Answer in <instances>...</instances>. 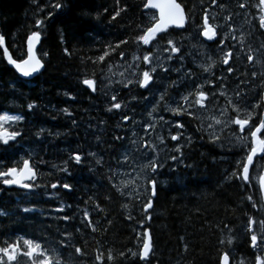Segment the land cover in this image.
Masks as SVG:
<instances>
[{
    "label": "trees",
    "instance_id": "trees-1",
    "mask_svg": "<svg viewBox=\"0 0 264 264\" xmlns=\"http://www.w3.org/2000/svg\"><path fill=\"white\" fill-rule=\"evenodd\" d=\"M56 3L62 7H53ZM145 3L0 0L4 48L14 60L22 61L28 37L38 31L41 38L36 53L43 63L35 79L22 81L8 66L0 46V115L21 117L5 126L20 135L7 145L0 141V172L19 168L25 160L36 170L28 192L5 189L0 182V213H4L0 215V247L19 242L21 251H25L23 240L32 239L54 249L53 255L58 254L62 264H101L98 255L103 264H220L225 252L230 254L231 264H256V257L264 256V241L258 239L253 248L256 250L250 248L252 234L264 236L260 225L264 209L258 188L264 156L255 161L248 182L232 175L240 174L238 164L245 161L251 149L249 129L254 130L264 118V31L259 23L263 14L259 0H177L187 18L185 27L169 29L157 37L165 38L161 44L153 41L149 46L136 42L155 17L144 9ZM241 3L245 7L241 8ZM205 15L217 31L216 39L209 42L199 35ZM37 20L43 21L39 28ZM189 34L205 45L200 49L203 60L197 55V45L194 56L189 55L192 47L184 40ZM168 39L179 42V57L167 62L169 72L158 68L152 84L140 88L137 79L155 64V60L153 65L144 64L143 55L155 54L165 62L168 53L157 49L166 46ZM217 41H222L223 48ZM226 51L233 53L228 65L222 62ZM105 52L108 55L100 61ZM248 55L255 57L251 63ZM136 56L141 60H135ZM212 61L215 67L204 72L201 65L208 66ZM229 67L233 69L230 73ZM202 73L205 78H199ZM84 79L95 80V92L85 88ZM129 80L133 82L125 87ZM112 84L118 91L116 99L131 111L132 102L142 103L155 95L156 117H131L138 125L123 123L120 109H113L109 103L114 93ZM201 84L209 94L206 108L194 105L191 115L169 111ZM162 93L164 101H160ZM229 99L252 113L243 134L229 123L237 116ZM256 104L260 107H254ZM29 105L34 107L30 110ZM159 112L168 117H159ZM246 115L242 112V118ZM153 119L162 129L164 145L155 152L154 144L149 143L153 136L146 141L140 135L141 128ZM216 119L223 124H216ZM172 135L180 138L173 141ZM260 137L264 139V132ZM144 144L149 147L144 149ZM178 145L180 152L174 151ZM76 154L81 156L79 163L74 159ZM149 154L163 162L156 173L141 170ZM64 168L67 171H62ZM151 175L157 181V194L152 209L144 212L150 200L147 177ZM53 183L60 186L53 189ZM63 184L70 185V190ZM24 208L30 211L24 212ZM65 216L69 219H62ZM250 220L256 221L252 231ZM146 230L152 252L147 261H141L139 255L131 253H139ZM76 247L83 255L76 254ZM109 254L113 260H108ZM17 260L19 264H31L23 255Z\"/></svg>",
    "mask_w": 264,
    "mask_h": 264
},
{
    "label": "snow or ice",
    "instance_id": "snow-or-ice-1",
    "mask_svg": "<svg viewBox=\"0 0 264 264\" xmlns=\"http://www.w3.org/2000/svg\"><path fill=\"white\" fill-rule=\"evenodd\" d=\"M259 4L261 6V10L264 11V0H259ZM53 7L59 9L62 7L60 3H56L52 5ZM147 9H156L159 13L158 18L154 17L155 22L147 27L143 34L136 37V42L138 44H142L144 46L152 45L153 41H156L157 44H161V41H163L165 38L160 37L159 40H157V37L161 33H166L170 27H176V28H184L186 23V16L183 7L180 3H177V0H146V3L144 5ZM240 7L243 8L245 5L243 3L240 4ZM116 15H119V12L116 13ZM115 19V17H113ZM260 27L264 28V16L260 17ZM43 24L42 20L36 21V27L39 28ZM199 35H202L206 40L213 41L217 37V31L216 28L209 24L208 17L205 15L203 20L202 29L199 33ZM41 38L40 32H33L27 40L28 43V59L23 60L22 62H17L12 58V56L8 53V49L4 48V56L7 59V62L15 67V69L23 76V77H30L34 73L39 72V70L43 67L41 60L33 54V47L35 44L39 43ZM4 36L0 35V46L4 44ZM227 39V37H225ZM232 39H236L235 36H232ZM243 40V37H241V41ZM121 43H127V41H122ZM218 44H220L221 48H223L222 41H217ZM155 46V45H154ZM119 47V45H117ZM151 50L149 49V52ZM158 52L164 51L168 53V56L166 58L165 62H161V58L155 54H144L142 57V62L146 65H153V61L155 60V64L150 67L149 70L142 71V74L140 78L137 79L136 83H138L140 88H148L150 84L153 82V74L157 72V69L159 68L163 72H169L170 69L167 66V62L171 61L173 57H179L181 53V46L178 45L174 40L168 39L166 46L161 45L157 49ZM108 53L105 52L104 55L99 57L100 61H103L105 59V56H107ZM233 53L231 51H226L224 53V59L223 64L228 65L229 60L232 58ZM121 58H123V53H121ZM248 61L251 63L255 57L252 55H248ZM135 60L139 61L141 60L140 56H136L134 58ZM211 60V57H209ZM258 63L260 61H257ZM204 72H210L213 67H215V61H212L208 66L201 65ZM136 68H139V65H136ZM228 72H232L233 69L229 67ZM123 75V73H122ZM135 75V73H134ZM186 76H190V73H186ZM253 77H255L257 74L254 72ZM261 75H264V73H261ZM223 79V77H221ZM133 81L129 80L124 86L127 87L129 84H131ZM83 84L86 85L89 89H91L93 92L96 91V82L93 79H84ZM212 87H215L214 84L211 85ZM204 85L201 84L199 88L196 89V91L189 92L188 95H183L181 97V100L177 102V106L175 108H169V111H171L175 115H180L183 113L192 114L190 109L195 105L198 106L201 109L206 108L205 101L209 99V94L203 91ZM221 95H225L224 92L220 93ZM214 95V93H212ZM194 97V99L190 101V98ZM237 97L239 98V93L237 94ZM112 100H116V96H112ZM165 100L164 93L160 96V101ZM228 103L232 105V111L237 113V116L235 118H231L229 120L230 124H234L239 126L240 132H244L245 128L251 123L253 116L251 112H248L247 109H241L238 103H233L231 99L228 100ZM187 106V107H185ZM34 107V105H29V109L31 110ZM115 109H120L122 105L120 103H114L112 105ZM254 107L259 108L260 105L256 104ZM67 112V110H65ZM111 111V108L109 109ZM153 112L156 111L155 108L152 109ZM242 112H247L246 116H243L242 118ZM70 115V113H68ZM21 117L19 116H8V115H0V141L3 142V144L7 145L10 140H15L17 136L20 135L19 132H9L4 127L5 121H12V120H20ZM125 122L127 120L131 119V117H125ZM216 124H221L222 121L220 119L215 120ZM151 127V125H149ZM176 127L182 128V124H177ZM147 131V128L145 129ZM251 140H252V147L250 152L246 155V162H242V164H238V168H241V172L239 175L237 173H233V176H236L238 179H243L244 182L249 181V168L253 164V158L257 155L258 152H264V139L260 138V133L264 132V118H261L259 120L258 125L254 126V130L249 129ZM180 137L178 135H172L171 139L173 141L178 140ZM117 139H121L120 137H117ZM215 139H219L218 136L215 137ZM163 142V141H161ZM133 144L136 143V141L132 142ZM145 148H148L149 145L145 144ZM153 152H155V148L152 149ZM176 152H180L181 148H175ZM146 155V154H144ZM75 161L79 163L81 161V156L79 154H76L74 157ZM173 160L176 159V157H172ZM127 161V157H125V162ZM99 163V161H97ZM162 161H159L158 158H153L152 156H147V163H144L141 166V170H149L152 173H156L158 168L161 167ZM62 171H67L66 168L62 169ZM36 173L34 172L33 168L30 166V163L28 160H25L23 163L22 169L17 168H10L7 171L0 172V178L4 177H10V179H2V182L7 185H17L21 188L31 189V185L24 183L25 180H33L35 178ZM147 183L150 186L151 195L155 196L157 194L156 187H157V181L153 177H149L147 179ZM60 185L53 183L51 187L53 189L59 187ZM65 189L70 190V185L63 184L62 185ZM260 186L261 190L264 191V176L260 177ZM123 195V192L121 193ZM251 199V197H249ZM127 207V205H125ZM152 207V202L149 200L147 204L145 205L144 210L147 211ZM24 212H29L30 209L24 208ZM57 211H63V209H57ZM4 213H0V215H3ZM85 216L87 217V213H85ZM62 219L67 220L69 217L65 216L62 217ZM91 223V221H89ZM255 220L249 221V231H252V226L255 225ZM260 225L262 228H264V221L260 222ZM96 229L93 228V231ZM145 239L143 241L142 248L139 250V253L132 252L131 255L136 256L139 255V258L141 260H148L151 252H152V244H151V237L148 235V233H145ZM258 239L264 241V236H261L258 238L256 234L251 235V246L253 248H256L258 245ZM232 241L231 239L228 240V243L230 244ZM223 243V241H221ZM23 246L26 249L25 251H21V247L19 242L15 244H8L6 247H0V264H19L17 257L18 255H23L28 257V259L31 261V264H62V261L58 254L53 255L55 252L54 249L49 250L45 248L41 243L36 242L32 239H24L23 240ZM187 250V249H185ZM75 252L78 255H83V252L81 248L76 247ZM123 255V254H122ZM6 258V259H5ZM96 259L98 261H101V264H103V261L101 260V256H97ZM114 257L109 254L108 260H113ZM221 264H230V254L225 252L222 254L221 257ZM243 264V262H241ZM256 264H264V256L258 255L256 257Z\"/></svg>",
    "mask_w": 264,
    "mask_h": 264
},
{
    "label": "flooded vegetation",
    "instance_id": "flooded-vegetation-1",
    "mask_svg": "<svg viewBox=\"0 0 264 264\" xmlns=\"http://www.w3.org/2000/svg\"><path fill=\"white\" fill-rule=\"evenodd\" d=\"M198 56L202 58V60L205 58L203 55H204V52L200 49L203 48V45L202 46H199L198 45ZM191 51H194V48L191 49ZM197 53V52H196ZM161 71V70H160ZM171 76V75H169ZM168 76V77H169ZM199 78H205V75L204 73H202ZM112 90L114 91V93H112V96L113 95H116L118 93L117 88L114 84H112ZM168 95V94H167ZM120 103L122 105V107L119 109H115V110H119L120 114H118L119 116L121 117H156V111L153 112L152 109L155 108L156 109V97L155 95H151V96H148L146 99H143L142 100V103H133L132 102V105H133V109L134 110H130L127 105L125 106L123 102H121L120 100L116 99L115 101H113L112 99H110L109 103L110 104H114V103ZM159 116L161 117H168V116H165V114L163 112H159L158 113ZM117 115V117H118ZM173 121L175 122H178V118H173ZM123 123H126L125 122V119L123 120ZM153 131V130H152ZM159 134V133H158ZM127 135H123L122 137H126ZM159 137V136H158ZM160 138V137H159ZM163 145V143H162Z\"/></svg>",
    "mask_w": 264,
    "mask_h": 264
},
{
    "label": "bare ground",
    "instance_id": "bare-ground-1",
    "mask_svg": "<svg viewBox=\"0 0 264 264\" xmlns=\"http://www.w3.org/2000/svg\"><path fill=\"white\" fill-rule=\"evenodd\" d=\"M148 12H151V13H153L154 15H156L154 12H152V11H148ZM264 12V11H263ZM185 43H187V42H185ZM197 43V45H199V46H202L203 45V43H201V42H196ZM203 46H205V45H203ZM224 59V58H223ZM133 70V69H132ZM132 72V71H131ZM130 74V73H129ZM159 81V80H158ZM117 83V82H116ZM196 83V82H195ZM121 84V83H120ZM86 88V87H85ZM87 89V88H86ZM88 90V89H87ZM217 93V92H216ZM180 97V96H179ZM214 106V105H213ZM218 108V107H217ZM223 108V107H222ZM212 109V108H211ZM218 110H220V109H218ZM213 111V110H212ZM217 110H215V112H216ZM224 111V110H223ZM225 113V112H224ZM226 114V113H225ZM216 116V115H215ZM198 117V116H197ZM202 118V117H201ZM157 119V118H156ZM206 119V118H205ZM204 120V119H203ZM207 120V119H206ZM127 121H130V122H134V123H136L137 125H138V122H136V119L135 118H133V120H131V119H129V120H127ZM155 120L153 119V120H151L150 121V125H151V127H149V124H146L145 125V127H143V128H141L142 129V133L140 134L141 135V138L143 139V140H146L147 141V139L148 138H150V137H152L153 138V142H149V143H153L154 144V148H155V150H156V148L157 149H159L158 148V143H159V141L161 142V139H163V137H162V133H161V128L159 127V126H156V124H155ZM210 122V121H209ZM127 123V122H126ZM125 123V124H126ZM159 123V122H158ZM224 123H226V122H224ZM132 124V123H131ZM160 124V123H159ZM162 124H163V120H162ZM165 124V123H164ZM169 124V123H168ZM208 124V123H207ZM221 124H223V123H221ZM227 124V123H226ZM170 125V124H169ZM130 126V125H129ZM166 126H167V124H166ZM233 126H235V127H237L236 125H233ZM148 127H149V130H148ZM162 127H163V125H162ZM222 127V126H221ZM135 128V127H134ZM147 128V131H145V129ZM164 128V127H163ZM167 128V127H166ZM138 129V128H137ZM170 129H172L171 127H170ZM140 130V129H139ZM153 130V131H152ZM167 130V129H166ZM129 131H131V130H129ZM132 132V131H131ZM165 132V131H164ZM168 132V131H167ZM159 133V134H158ZM238 133V132H237ZM138 134V133H137ZM164 135H166V134H164ZM186 135V134H185ZM237 135V134H236ZM160 138H159V137ZM234 136V135H233ZM233 136H231V137H233ZM166 137V136H165ZM230 137V138H231ZM182 138V137H181ZM238 139L240 138V137H237ZM249 138H251V136L249 137ZM166 140H167V138H166ZM169 140V139H168ZM172 140V139H171ZM187 140V139H186ZM135 141V140H134ZM136 141H137V139H136ZM139 141V140H138ZM145 141V142H146ZM234 141V140H233ZM236 141H237V139H236ZM239 142V141H238ZM243 143V142H242ZM152 144V145H153ZM136 145V144H135ZM145 145V144H144ZM180 145V144H179ZM179 145H178V147H179ZM182 145V144H181ZM143 148V147H142ZM141 148V149H142ZM153 148V147H152ZM173 148V147H172ZM177 148V147H176ZM180 148V147H179ZM144 149H146V148H144ZM169 150H170V148H168ZM150 151V150H149ZM158 151V150H157ZM156 151V152H157ZM174 151H175V149H174ZM149 153V152H148ZM164 153V152H163ZM162 153V154H163ZM166 153V152H165ZM116 154V153H115ZM145 154V153H144ZM154 154V153H153ZM156 155H157V153H155ZM168 154V153H167ZM151 154H149V156H150ZM155 156V155H154ZM157 156H159V154L157 155ZM156 156V157H157ZM163 156V155H162ZM165 156V155H164ZM154 158V157H153ZM160 158H161V156H160ZM163 158V157H162ZM159 160V159H158ZM263 161V160H262ZM244 162H246V158H245V161ZM263 163V162H262ZM255 165V164H254ZM258 168V167H257ZM260 168V167H259ZM262 169H263V167L261 168V171H262ZM258 171V170H257ZM260 172V171H259ZM256 173H254V175H255ZM251 176V175H250ZM151 177H152V175H151ZM260 177H261V175L259 176V179H260ZM147 178H149V177H147ZM146 179V178H145ZM242 179V178H241ZM145 181V180H144ZM242 181H243V179H242ZM153 198H155V196H152L151 195V191H150V200H151V202H152V200H153ZM152 209V207L150 208V209H148L147 211H145L144 210V212H149L150 210ZM257 230H259V229H257ZM147 232H148V230H146ZM146 231L144 232V234L146 233ZM255 233H257L258 234V231L257 232H255ZM148 234H149V232H148ZM145 236V235H144ZM250 239H251V237H250ZM250 248H252V250H256V249H253V247L250 245ZM222 257V256H221ZM141 260V259H140ZM220 261H221V258H220ZM231 262V261H230ZM240 262V261H239ZM254 262H255V260H254ZM231 264V263H230Z\"/></svg>",
    "mask_w": 264,
    "mask_h": 264
},
{
    "label": "water",
    "instance_id": "water-1",
    "mask_svg": "<svg viewBox=\"0 0 264 264\" xmlns=\"http://www.w3.org/2000/svg\"><path fill=\"white\" fill-rule=\"evenodd\" d=\"M145 10H149V11H152V12H154L155 14H156V18H158V16H159V13H158V11L156 10V9H147V8H145ZM170 28H174V29H183V28H176V27H170ZM262 30L264 31V29L262 28ZM202 38L205 40V41H208V40H206L203 36H202ZM37 45H38V43L37 44H35L34 45V47H33V54L34 55H36L37 56V54H36V47H37ZM2 47H3V52H4V46L2 45ZM26 53H27V55H26V58L25 59H28V55H29V53H28V43H27V46H26ZM24 59V60H25ZM7 60V59H6ZM22 62V61H21ZM8 63V62H7ZM8 65L10 66V67H12L13 68V70H14V72L16 73V75L21 79V80H25V81H31L32 79H34V78H36L41 72H42V70H43V67L39 70V72H36V73H34L32 76H30V77H23L16 69H15V67L13 66V65H11V64H9L8 63ZM43 65V64H42ZM86 86V85H85ZM87 87V86H86ZM88 88V87H87ZM89 89V88H88ZM91 90V89H90ZM263 98H264V94H263ZM237 126V125H236ZM239 127V126H238ZM263 156V152H258L257 153V155L253 158V161L256 159V158H261ZM23 168V165L21 166V168L20 169H22ZM261 176H264V169H263V171H262V175ZM31 182V180H25L24 181V183H30ZM4 186L6 187V188H15V189H24V190H29V189H26V188H21V187H19V186H17V185H11V186H7V185H5L4 184ZM259 188H260V193H261V199H262V203H263V207H264V191H262L261 190V186H260V181H259ZM146 233H148L147 231H146ZM149 235V234H148ZM146 238V237H145ZM142 261H144V260H142ZM220 264H221V261H220Z\"/></svg>",
    "mask_w": 264,
    "mask_h": 264
},
{
    "label": "rangeland",
    "instance_id": "rangeland-1",
    "mask_svg": "<svg viewBox=\"0 0 264 264\" xmlns=\"http://www.w3.org/2000/svg\"><path fill=\"white\" fill-rule=\"evenodd\" d=\"M184 36H186V35H184ZM184 40L187 42L186 44H187V46H189V47H192V48H194L196 45H197V43H196V41L194 40V36L192 35L191 36V34H189L188 36H186L185 38H184ZM177 44H179V42H176ZM197 48H198V45H197ZM199 49V48H198ZM189 55L190 56H194V53L192 52V51H190V53H189ZM113 91V90H112ZM112 95V94H111ZM125 97L126 98H128V96H126L125 95ZM109 101H110V99H109ZM134 103V102H133ZM13 121V120H12ZM12 121H5L4 122V127L7 125V124H10ZM161 141H163L162 139H161ZM162 143L163 142H160L159 141V143H158V150H162V148L164 147V145H162Z\"/></svg>",
    "mask_w": 264,
    "mask_h": 264
}]
</instances>
